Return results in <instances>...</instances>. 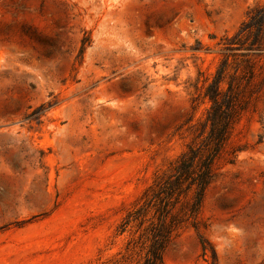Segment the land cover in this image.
Returning a JSON list of instances; mask_svg holds the SVG:
<instances>
[{"label": "rangeland", "instance_id": "1", "mask_svg": "<svg viewBox=\"0 0 264 264\" xmlns=\"http://www.w3.org/2000/svg\"><path fill=\"white\" fill-rule=\"evenodd\" d=\"M262 4L0 0V264H143L123 219L199 142L224 43ZM262 72L203 201L217 264H264ZM164 264L214 261L188 224Z\"/></svg>", "mask_w": 264, "mask_h": 264}, {"label": "trees", "instance_id": "2", "mask_svg": "<svg viewBox=\"0 0 264 264\" xmlns=\"http://www.w3.org/2000/svg\"><path fill=\"white\" fill-rule=\"evenodd\" d=\"M223 49L219 66L204 88L203 96L209 100L210 108L202 122L204 131L199 142L155 175L123 219L124 229L136 226L146 251L143 264H164L167 246L188 224L198 231L203 253L211 251L214 264L218 262L214 247L202 233L205 223L200 214L207 190L217 175L216 163L249 110L254 86L263 73L264 4L250 11L240 33L227 39ZM134 243L135 239L129 241L126 249Z\"/></svg>", "mask_w": 264, "mask_h": 264}]
</instances>
